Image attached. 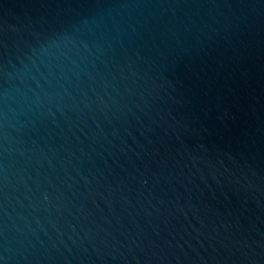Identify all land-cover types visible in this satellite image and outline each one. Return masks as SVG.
I'll return each mask as SVG.
<instances>
[{
	"label": "water",
	"instance_id": "1",
	"mask_svg": "<svg viewBox=\"0 0 264 264\" xmlns=\"http://www.w3.org/2000/svg\"><path fill=\"white\" fill-rule=\"evenodd\" d=\"M0 264H264V0H0Z\"/></svg>",
	"mask_w": 264,
	"mask_h": 264
}]
</instances>
